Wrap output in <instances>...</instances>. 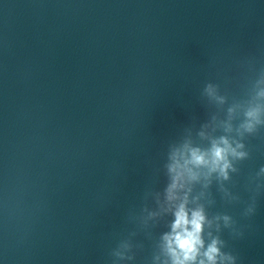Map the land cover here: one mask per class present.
Instances as JSON below:
<instances>
[{
    "label": "water",
    "instance_id": "95a60500",
    "mask_svg": "<svg viewBox=\"0 0 264 264\" xmlns=\"http://www.w3.org/2000/svg\"><path fill=\"white\" fill-rule=\"evenodd\" d=\"M251 63V68L248 66ZM264 65V0H0V255L5 264H151L167 146L207 119L203 84L230 100ZM233 177L264 164V129ZM210 214L237 264H264V191L241 219L215 187ZM15 208V217L9 210Z\"/></svg>",
    "mask_w": 264,
    "mask_h": 264
},
{
    "label": "clouds",
    "instance_id": "9594fccd",
    "mask_svg": "<svg viewBox=\"0 0 264 264\" xmlns=\"http://www.w3.org/2000/svg\"><path fill=\"white\" fill-rule=\"evenodd\" d=\"M200 95L206 102L207 119L184 128L167 146L163 181L152 194L154 207L142 209L144 224L163 221L164 225L151 264H237V256L225 250L220 233L227 229L238 239L244 231L229 212L210 214L215 203L212 188L224 204L241 206V219L254 215L257 197L264 191V164L243 185L247 199L233 190L238 165L250 158L247 138L264 129V65L255 70L243 98L230 100L213 81L203 84ZM15 212V208L9 210L10 219ZM111 255L113 264L134 260L128 242L120 243ZM0 264H5L2 255Z\"/></svg>",
    "mask_w": 264,
    "mask_h": 264
}]
</instances>
